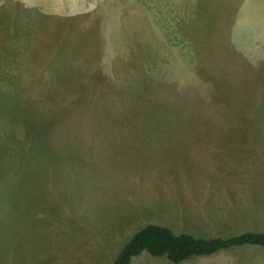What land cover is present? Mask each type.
<instances>
[{"label":"rangeland","instance_id":"374dc122","mask_svg":"<svg viewBox=\"0 0 264 264\" xmlns=\"http://www.w3.org/2000/svg\"><path fill=\"white\" fill-rule=\"evenodd\" d=\"M225 7L0 0V81L24 82L3 98L22 96L0 127V264H111L147 224L264 232V0L242 51ZM255 263L263 247L179 264Z\"/></svg>","mask_w":264,"mask_h":264},{"label":"trees","instance_id":"16d2710c","mask_svg":"<svg viewBox=\"0 0 264 264\" xmlns=\"http://www.w3.org/2000/svg\"><path fill=\"white\" fill-rule=\"evenodd\" d=\"M66 69L68 68H62L63 71ZM23 84V80L17 78L11 81L9 87L3 89L0 81V101L2 102L0 107L3 106L0 109V127L11 126L15 117L9 114V110L12 107L18 108L22 99V96H17L19 92L14 94L11 99H3L8 96L6 92L9 90L19 91V87L20 91L24 90ZM4 124L6 125L4 126ZM215 126L214 130L219 129V131L223 130L220 128H226V125ZM222 153L225 154L226 151L222 150ZM2 181H0V185ZM5 195L7 194L0 191V204H2ZM240 246L264 247V232L249 231L229 237L207 238L196 237L189 232L175 233L169 227L160 224H147L131 237L111 264H131L133 258L140 256L143 252L154 257H164L174 264H179L195 257L211 256L223 250Z\"/></svg>","mask_w":264,"mask_h":264},{"label":"crops","instance_id":"0c3cea01","mask_svg":"<svg viewBox=\"0 0 264 264\" xmlns=\"http://www.w3.org/2000/svg\"><path fill=\"white\" fill-rule=\"evenodd\" d=\"M226 4L228 5V7H225L224 9V11L226 12V18H225L226 19V35H227L226 41L231 44V40H233L234 43L236 44L234 49L238 51L245 50L246 43H247L245 35L249 33L250 28H253L256 26L254 25V22H252L251 25H248L250 21L249 18L261 17L262 13H258L259 15L247 14L245 12L246 11L245 10L246 0H226ZM189 29L191 30V28L189 27L184 30V27H182V30L180 32L183 34L184 33H194L193 31H188ZM223 155L226 156V153ZM234 190L235 191H227V193H230V194L245 193V192L239 191L240 189H234ZM234 248H238V247H234ZM224 251L226 250H223L221 252H224Z\"/></svg>","mask_w":264,"mask_h":264},{"label":"bare ground","instance_id":"6f19581e","mask_svg":"<svg viewBox=\"0 0 264 264\" xmlns=\"http://www.w3.org/2000/svg\"><path fill=\"white\" fill-rule=\"evenodd\" d=\"M112 257V256H111Z\"/></svg>","mask_w":264,"mask_h":264}]
</instances>
